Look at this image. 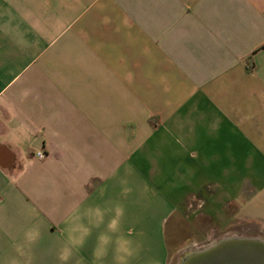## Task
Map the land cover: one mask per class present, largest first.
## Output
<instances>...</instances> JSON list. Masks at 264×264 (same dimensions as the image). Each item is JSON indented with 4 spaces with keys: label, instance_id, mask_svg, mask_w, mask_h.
<instances>
[{
    "label": "crops",
    "instance_id": "obj_1",
    "mask_svg": "<svg viewBox=\"0 0 264 264\" xmlns=\"http://www.w3.org/2000/svg\"><path fill=\"white\" fill-rule=\"evenodd\" d=\"M106 200L131 264L264 228V0H0V264L32 225L65 264L70 207Z\"/></svg>",
    "mask_w": 264,
    "mask_h": 264
},
{
    "label": "clouds",
    "instance_id": "obj_2",
    "mask_svg": "<svg viewBox=\"0 0 264 264\" xmlns=\"http://www.w3.org/2000/svg\"><path fill=\"white\" fill-rule=\"evenodd\" d=\"M121 195L127 197L132 191L126 178L120 181ZM100 196H104L101 190ZM125 206L119 200H106L103 203H74L65 218L63 234L65 243L59 252V260L69 261L84 248L93 234V229H101L96 236L92 251V264H105L111 253L112 264H131L140 251L141 245L136 240L135 230L123 229ZM107 218V219H106ZM39 226L32 225L23 232V242L14 245L16 255L7 260V264H32V248L41 239ZM76 264H84L83 258ZM156 264V262H153Z\"/></svg>",
    "mask_w": 264,
    "mask_h": 264
},
{
    "label": "water",
    "instance_id": "obj_3",
    "mask_svg": "<svg viewBox=\"0 0 264 264\" xmlns=\"http://www.w3.org/2000/svg\"><path fill=\"white\" fill-rule=\"evenodd\" d=\"M178 264H264V240L224 236L207 247L184 253Z\"/></svg>",
    "mask_w": 264,
    "mask_h": 264
},
{
    "label": "rangeland",
    "instance_id": "obj_4",
    "mask_svg": "<svg viewBox=\"0 0 264 264\" xmlns=\"http://www.w3.org/2000/svg\"><path fill=\"white\" fill-rule=\"evenodd\" d=\"M170 235H172V233ZM231 235L258 237V238H261L264 240V228H262V226L258 225L257 228L250 230L249 225H246L244 223L242 225L239 224L236 227H233L232 224H229L226 227V232L224 233V235H222V236L220 235V238L224 237V236H231ZM216 240H217V238L211 239L210 241H208L206 243L198 245V246H203V247H199V249L207 247L208 245H211ZM191 247H192V245L190 244L187 247L171 250L170 257L168 260V264H178L179 259L181 258L183 253L188 252V250H190Z\"/></svg>",
    "mask_w": 264,
    "mask_h": 264
},
{
    "label": "built area",
    "instance_id": "obj_5",
    "mask_svg": "<svg viewBox=\"0 0 264 264\" xmlns=\"http://www.w3.org/2000/svg\"><path fill=\"white\" fill-rule=\"evenodd\" d=\"M38 155H39L40 157H42L43 153L40 152V153H38Z\"/></svg>",
    "mask_w": 264,
    "mask_h": 264
}]
</instances>
